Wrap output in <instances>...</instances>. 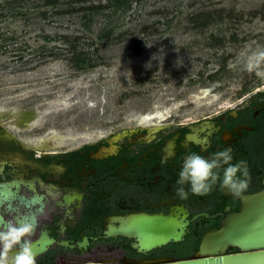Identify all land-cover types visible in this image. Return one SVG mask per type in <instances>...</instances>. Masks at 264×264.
Instances as JSON below:
<instances>
[{
    "label": "flooded vegetation",
    "instance_id": "flooded-vegetation-1",
    "mask_svg": "<svg viewBox=\"0 0 264 264\" xmlns=\"http://www.w3.org/2000/svg\"><path fill=\"white\" fill-rule=\"evenodd\" d=\"M212 107L183 119L124 122L91 139L63 143L27 138L46 129L16 131L6 123L11 114L0 115V229L9 221L31 224L26 238L38 253L36 264L189 258L205 232L240 209L241 195L264 189V84L224 109ZM225 147L232 148L233 163L248 162L247 191L236 196L218 183L207 195L180 200L175 189L184 158ZM139 212L186 214L183 239L139 252L133 238L102 237L108 225Z\"/></svg>",
    "mask_w": 264,
    "mask_h": 264
},
{
    "label": "rangeland",
    "instance_id": "rangeland-1",
    "mask_svg": "<svg viewBox=\"0 0 264 264\" xmlns=\"http://www.w3.org/2000/svg\"><path fill=\"white\" fill-rule=\"evenodd\" d=\"M106 13L64 14L52 22L0 16V100L32 101L43 112L44 126L28 134L58 124L124 126L126 116L154 105L183 119L196 113L189 97L199 89L212 88L218 99L208 110H220L264 84V58L248 67L250 55L264 51V0H146L122 14ZM207 15L212 20L198 26ZM78 53L89 59L82 68L71 59ZM78 90L94 95L105 112L44 103Z\"/></svg>",
    "mask_w": 264,
    "mask_h": 264
},
{
    "label": "water",
    "instance_id": "water-1",
    "mask_svg": "<svg viewBox=\"0 0 264 264\" xmlns=\"http://www.w3.org/2000/svg\"><path fill=\"white\" fill-rule=\"evenodd\" d=\"M237 212L228 213L217 229L205 232L198 249L189 258L162 257L143 261L127 260L122 264H256L264 255V189L241 195ZM188 225L186 214L139 212L120 220L118 226L108 225L102 237L117 235L133 238L139 252L179 242ZM87 244L84 240L80 245ZM233 249L238 250L233 252ZM34 256L38 253H33ZM84 264H120L113 261ZM259 264H264V261Z\"/></svg>",
    "mask_w": 264,
    "mask_h": 264
},
{
    "label": "clouds",
    "instance_id": "clouds-1",
    "mask_svg": "<svg viewBox=\"0 0 264 264\" xmlns=\"http://www.w3.org/2000/svg\"><path fill=\"white\" fill-rule=\"evenodd\" d=\"M262 58L264 51L252 53L248 59L249 69ZM233 160L231 147L218 149L208 156L189 154L178 172L176 196L180 200H187L189 194L204 196L218 183L236 196L247 191L251 180L248 162L241 159L233 163ZM32 230L31 224L17 225L13 221L0 229V264H36L31 241L26 238Z\"/></svg>",
    "mask_w": 264,
    "mask_h": 264
},
{
    "label": "bare ground",
    "instance_id": "bare-ground-1",
    "mask_svg": "<svg viewBox=\"0 0 264 264\" xmlns=\"http://www.w3.org/2000/svg\"><path fill=\"white\" fill-rule=\"evenodd\" d=\"M189 99L194 104V112L200 111V108L205 107L209 108L215 104L218 96L216 94H212V88H202L199 89L196 94H191ZM42 100V99H39ZM44 102V101H43ZM77 103L83 104L86 109L91 112H95L96 110L103 114L105 111L99 109L98 101L96 97L92 94H87L85 91H73L69 96H64L60 98V100L56 103L52 98H46L44 102L48 106H51L53 103L60 106H69V103ZM182 104V102H181ZM37 105L32 102H23L20 99L17 100H0V115H3L6 112L11 114L10 117L6 119V123L16 131H24L30 130L33 128H41L44 126V122L41 121L42 110H39ZM180 106V104H179ZM179 106H176L179 107ZM228 106V105H226ZM224 107V106H223ZM170 116H172L171 109L167 107H160L158 105H154L153 109L144 112V113H134L126 116L124 121L126 123L129 122H139V123H148L151 121H165ZM66 121L65 123H68ZM105 121L107 123L111 122V119L106 118ZM64 123V122H63ZM63 124H58L57 126L51 125L47 127L45 132L35 135L28 136L27 138H32V140L43 141L45 138L52 139H61V143L65 142H78L81 140H88L95 137L98 134H103L104 129L101 127H95L92 129H83L79 128L76 125H67L62 126ZM34 138V139H33ZM255 263L259 264L264 261V255L257 256L255 258Z\"/></svg>",
    "mask_w": 264,
    "mask_h": 264
},
{
    "label": "trees",
    "instance_id": "trees-1",
    "mask_svg": "<svg viewBox=\"0 0 264 264\" xmlns=\"http://www.w3.org/2000/svg\"><path fill=\"white\" fill-rule=\"evenodd\" d=\"M146 0H98L93 3L89 0H0V16L6 13L21 15L27 18V22L31 18L40 17L42 20L52 22L51 18L68 14L84 13L81 17L91 18L94 15L109 13H125L133 8V4L139 5ZM109 15H107L108 17ZM200 15H191V19L198 21ZM211 15H207L203 22H199L198 26H205L208 20H212ZM82 53L74 54L71 59L78 63V68H82L87 60L86 55L80 56ZM85 54V53H84Z\"/></svg>",
    "mask_w": 264,
    "mask_h": 264
}]
</instances>
